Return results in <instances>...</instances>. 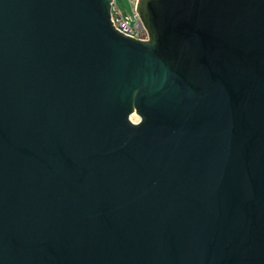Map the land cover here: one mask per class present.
<instances>
[{"label":"water","instance_id":"95a60500","mask_svg":"<svg viewBox=\"0 0 264 264\" xmlns=\"http://www.w3.org/2000/svg\"><path fill=\"white\" fill-rule=\"evenodd\" d=\"M112 1L0 0V264H264V0Z\"/></svg>","mask_w":264,"mask_h":264},{"label":"built area","instance_id":"2783aa9c","mask_svg":"<svg viewBox=\"0 0 264 264\" xmlns=\"http://www.w3.org/2000/svg\"><path fill=\"white\" fill-rule=\"evenodd\" d=\"M132 1L134 2L132 14L125 17L120 13L115 0H113L111 4V19L118 32L140 41H146L148 40L147 31L145 30L137 12L136 0Z\"/></svg>","mask_w":264,"mask_h":264},{"label":"rangeland","instance_id":"374dc122","mask_svg":"<svg viewBox=\"0 0 264 264\" xmlns=\"http://www.w3.org/2000/svg\"><path fill=\"white\" fill-rule=\"evenodd\" d=\"M115 3L123 16L127 17L132 14V9L134 6V2L132 0H115ZM132 119L134 122L138 121L136 117Z\"/></svg>","mask_w":264,"mask_h":264}]
</instances>
